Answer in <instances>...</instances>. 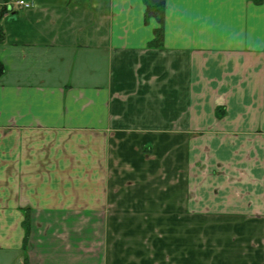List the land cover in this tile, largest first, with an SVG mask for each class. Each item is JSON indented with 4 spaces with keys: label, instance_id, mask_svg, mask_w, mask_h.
Segmentation results:
<instances>
[{
    "label": "crops",
    "instance_id": "0c3cea01",
    "mask_svg": "<svg viewBox=\"0 0 264 264\" xmlns=\"http://www.w3.org/2000/svg\"><path fill=\"white\" fill-rule=\"evenodd\" d=\"M12 1L0 264H264V0Z\"/></svg>",
    "mask_w": 264,
    "mask_h": 264
},
{
    "label": "trees",
    "instance_id": "16d2710c",
    "mask_svg": "<svg viewBox=\"0 0 264 264\" xmlns=\"http://www.w3.org/2000/svg\"><path fill=\"white\" fill-rule=\"evenodd\" d=\"M145 1L147 2V0H145ZM252 1H259V0H252ZM161 6L162 5H157V7H152V8L153 9L156 8V12L158 13L159 12L158 9ZM161 15H162V13H161ZM2 40H3V36H2L1 30H0V43L2 42ZM159 44H160V34L159 33H156V37H155V41H154L153 45L155 46V45H159ZM3 72H4V70H3V67H2V65L0 63V76L2 75ZM22 226H23L24 231H25L24 243H26L27 237H28V229H29V227H28V216L27 215L25 216V219H24V221L22 223Z\"/></svg>",
    "mask_w": 264,
    "mask_h": 264
},
{
    "label": "built area",
    "instance_id": "2783aa9c",
    "mask_svg": "<svg viewBox=\"0 0 264 264\" xmlns=\"http://www.w3.org/2000/svg\"><path fill=\"white\" fill-rule=\"evenodd\" d=\"M15 5H17L18 7H22L24 9H28L30 7V5L25 1H17Z\"/></svg>",
    "mask_w": 264,
    "mask_h": 264
}]
</instances>
